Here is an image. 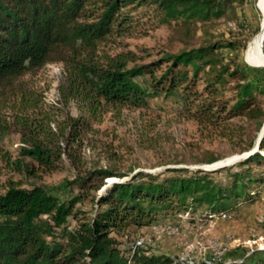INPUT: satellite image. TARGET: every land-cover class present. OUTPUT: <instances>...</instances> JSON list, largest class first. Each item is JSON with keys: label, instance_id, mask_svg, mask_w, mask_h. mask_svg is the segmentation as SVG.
Segmentation results:
<instances>
[{"label": "trees", "instance_id": "1", "mask_svg": "<svg viewBox=\"0 0 264 264\" xmlns=\"http://www.w3.org/2000/svg\"><path fill=\"white\" fill-rule=\"evenodd\" d=\"M135 5L151 6L158 22L167 24L206 22L227 9L224 0H0V107L10 116L0 118V146L13 127L20 134L13 157L2 152L9 171L27 181L36 171L57 169L63 154L74 165L98 109L107 104L145 108L149 97L160 94L178 100L187 117L198 123L243 116L263 126L257 97L264 94V67L224 62L220 51L232 50L231 42L204 40L140 64L130 51L98 56L99 42L128 33L132 18L125 9ZM51 60L68 63L69 96L86 103L88 118H27V111L38 107V98L23 88L13 91V99L12 92L5 91L13 80ZM145 76L147 87L135 80ZM230 80L237 84L228 105L221 94ZM253 147L251 143L247 150ZM253 164L264 166V129L252 153L211 170L180 167L130 173L91 167L71 181L78 192L64 198L35 182L23 187L21 180H8L0 193V264H172L168 256L138 246L123 251L111 232L147 225L160 214L217 217L240 201L250 202L256 193L253 184L264 181ZM221 171L222 178L211 177ZM110 176L117 180L103 182ZM90 189L96 191L90 198L91 213L79 217L75 205ZM69 217L75 220L72 227Z\"/></svg>", "mask_w": 264, "mask_h": 264}, {"label": "rangeland", "instance_id": "2", "mask_svg": "<svg viewBox=\"0 0 264 264\" xmlns=\"http://www.w3.org/2000/svg\"><path fill=\"white\" fill-rule=\"evenodd\" d=\"M224 1L227 9L221 17L186 24L180 20L168 24L158 22L151 6H128L125 10L132 18L128 33L110 35L98 43L96 52L101 56L130 51L140 64L157 60L166 53L196 47L204 40H219L234 44L232 50L221 49L224 62L236 60L250 66L263 65L264 50L260 44L264 36L260 41L258 31L264 23V0ZM250 43L255 48H249ZM68 69L67 62L51 60L13 80L5 91L10 90L13 99V91L23 88L38 98V107L28 110L27 118L39 120L44 114L54 116L57 121H62L66 115L88 118L86 103L69 96ZM135 80L141 86H148L147 76ZM236 84L230 80L221 94L228 105L232 103ZM201 86L202 81H198V90ZM3 91L0 89V96ZM257 98L264 111V94ZM6 110L0 107V118L8 120L10 116L3 115L8 112ZM90 121L92 129L85 134L74 165L63 154L57 169L36 171L27 181L9 171L2 160L4 150L10 157L15 153L20 134L19 128L13 127L0 146V193L5 190L8 180H21L23 187L28 182H35L60 198L69 197L78 192L71 183L73 178L91 167L130 173H156L165 168L180 167L211 170L206 165L222 163L256 149L264 126V120L260 127L257 120L243 116L218 119L215 124L198 123L187 117L178 100L162 94L149 97L145 108L103 105L97 110L96 118ZM50 126L54 128L55 121H51ZM251 143L254 147L247 150ZM209 158L217 160L206 163ZM252 169L261 173L264 179L263 165L253 164ZM224 174V171L215 172L211 177L220 179ZM111 179L117 180V177H106L103 182L110 183ZM253 186L254 199L238 202L224 216L160 214L147 225L126 226L111 235L123 251L139 239L142 241L137 245L140 249L149 254L168 256L173 260L172 264H264V181ZM95 192L90 189L75 205L81 212L79 217L90 215V198ZM67 222L69 227L75 224L71 217Z\"/></svg>", "mask_w": 264, "mask_h": 264}, {"label": "water", "instance_id": "3", "mask_svg": "<svg viewBox=\"0 0 264 264\" xmlns=\"http://www.w3.org/2000/svg\"><path fill=\"white\" fill-rule=\"evenodd\" d=\"M258 33H260V36H261L260 37V41H261L262 40V37L264 36V23L260 24ZM260 46L262 47V44H260ZM253 66H263L264 67V64L263 65L256 64V65H253ZM263 129H264V126L261 128V131H263ZM253 151H254V149L251 150V151H249V152H246V153H244V154H242L240 156L231 158V159H229V160H227L225 162H222V163H212L210 165H206V167L209 168V169H215V168H218V167H222V166H226V165L232 164V163H234V162H236V161H238V160L246 157L247 155H249ZM113 181H116V180H113V179L110 180V182H113Z\"/></svg>", "mask_w": 264, "mask_h": 264}, {"label": "built area", "instance_id": "4", "mask_svg": "<svg viewBox=\"0 0 264 264\" xmlns=\"http://www.w3.org/2000/svg\"><path fill=\"white\" fill-rule=\"evenodd\" d=\"M225 214H221V216H224ZM142 243V241L141 240H139V239H136V240H134V244H133V247H135V246H137V245H140Z\"/></svg>", "mask_w": 264, "mask_h": 264}, {"label": "bare ground", "instance_id": "5", "mask_svg": "<svg viewBox=\"0 0 264 264\" xmlns=\"http://www.w3.org/2000/svg\"><path fill=\"white\" fill-rule=\"evenodd\" d=\"M249 48H255V45H253V44H249ZM249 65V64H248ZM254 67V66H253Z\"/></svg>", "mask_w": 264, "mask_h": 264}]
</instances>
